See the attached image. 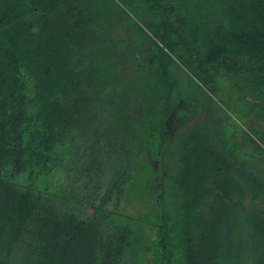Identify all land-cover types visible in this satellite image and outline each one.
<instances>
[{
	"label": "trees",
	"instance_id": "trees-1",
	"mask_svg": "<svg viewBox=\"0 0 264 264\" xmlns=\"http://www.w3.org/2000/svg\"><path fill=\"white\" fill-rule=\"evenodd\" d=\"M120 2L0 0V264H264V178L198 116L223 80L264 121V0Z\"/></svg>",
	"mask_w": 264,
	"mask_h": 264
},
{
	"label": "rangeland",
	"instance_id": "rangeland-1",
	"mask_svg": "<svg viewBox=\"0 0 264 264\" xmlns=\"http://www.w3.org/2000/svg\"><path fill=\"white\" fill-rule=\"evenodd\" d=\"M115 1L125 13L129 12L126 8H123L120 0ZM97 2L100 4V1ZM101 5L102 3L100 6ZM176 53L177 52L172 53L173 61L169 64L172 75L178 77L179 84L182 86H188L190 89L196 92L202 91L199 87H196L197 83H199L198 79L185 66H183ZM218 85L219 89L217 96L208 99L209 101L206 105V108L201 110L202 115L200 117L210 116V118L220 123L221 127L226 132L228 147L232 149L237 148L238 151H240V158L247 160L253 166L254 170H256L264 178V156L260 153L258 154V152H256L252 147L251 144L254 141L253 138L255 140L256 138L252 137L253 134L251 129H249V124L251 122V124L257 125L259 128L264 130V121L261 120L256 122L249 118L250 122L248 123L244 110L245 103L240 104L236 101V96L234 95L233 91L227 87V84L223 80H220ZM175 128L178 129L180 127H178L176 124H170V133L171 131L174 133ZM255 144L257 147L259 146V148L264 147V145L260 142L257 143V141H255ZM17 181L20 183H25L28 181V177L26 174H21L17 177ZM36 182L37 181H35V184L37 185ZM39 184L42 186L48 184L51 189H58L60 186L65 185L66 182L64 175H58L54 173L42 177L39 180ZM145 195L146 196H143L140 193H135L132 191L128 192L121 199L118 206V210L121 215L136 216L138 213H145L147 210L156 208L152 197H150V195L148 196L147 194ZM110 206H112V204ZM85 210L89 212L91 209L89 207H85ZM121 215H119V217H121Z\"/></svg>",
	"mask_w": 264,
	"mask_h": 264
},
{
	"label": "flooded vegetation",
	"instance_id": "flooded-vegetation-1",
	"mask_svg": "<svg viewBox=\"0 0 264 264\" xmlns=\"http://www.w3.org/2000/svg\"><path fill=\"white\" fill-rule=\"evenodd\" d=\"M172 115H173V112H172ZM201 115H202V112L200 111V113H198V116L200 117ZM247 122H248V123L250 122V121H249V116H248V115H247ZM170 124H172V125H174V124L178 125L179 123H177V121L174 120V117H172V118L169 117V118L167 119V126L170 127ZM167 132L170 133V130H167ZM170 134H173L172 131H171Z\"/></svg>",
	"mask_w": 264,
	"mask_h": 264
}]
</instances>
